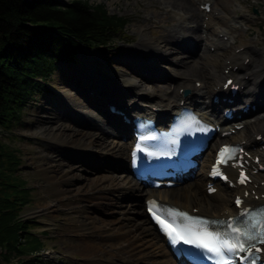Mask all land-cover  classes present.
I'll list each match as a JSON object with an SVG mask.
<instances>
[{
	"label": "bare ground",
	"instance_id": "obj_1",
	"mask_svg": "<svg viewBox=\"0 0 264 264\" xmlns=\"http://www.w3.org/2000/svg\"><path fill=\"white\" fill-rule=\"evenodd\" d=\"M139 1L146 6H156L160 0ZM163 1L167 2L168 7L182 13L180 16L184 17L185 22L190 20V22L198 23L196 28L187 27L179 31L159 30L160 27L155 29L159 33L158 39H161L156 46L157 49L162 50L163 54L166 53L167 56L169 53L173 54V51L187 54L186 58L173 59L175 65L169 63L168 68L174 70L173 89L167 92L168 88H172L170 86L172 84H154V88L149 90L143 86V81L137 82L132 78L124 77L128 85L126 88H118V91L117 88L110 89V80L107 77L99 78L97 83L92 81L96 92L100 94L99 97L89 95L84 84L81 85L80 91L90 105H96L101 114L107 118L108 123L115 127V131H109L97 118L92 119L87 116L89 115L87 110H82L80 114L84 128H78L71 122H60L61 116L57 111L52 110L50 117L39 120V129L31 133L36 136H46L64 151L81 150L90 160L111 161L110 165H104L102 170L95 166L92 173L86 172L84 164L73 165L63 160H56L48 168L50 169L49 178L55 185V198L49 202L40 203L38 211L53 214L60 209V205H64V201L68 198L98 197V201L81 205L87 212L86 219L77 226L79 228L75 229L79 237L78 241L66 248L70 254H77L80 257L78 264H186L173 256L165 244V238L151 223L146 206L145 204L142 206L141 203L144 197L147 200L158 198L189 210L198 209L199 213L211 216L236 213L237 209L229 195H243L245 190L249 191L247 196L249 201L257 204L264 202L262 197L264 171L254 174L253 182L247 187L218 185L219 190L215 194L208 193V168L214 157L213 151L218 142L227 140V138L221 139L220 134L211 147L204 151L199 171L197 173L191 171L184 177L175 179L177 184L173 187H152L132 176L130 171L132 127L124 121L122 115L111 112L107 105L112 103L121 105L128 115L142 113L144 115L158 114L163 117L166 113L179 109V101L184 98L193 108L201 113L203 111L205 117L207 109L213 108V116L220 121L223 117L218 113V108L227 101L220 99L215 103L213 98L214 96L232 97L231 91L223 89L222 86L226 78L233 77L234 81L242 86L237 97L241 100L237 104L238 107L246 103L256 104L257 108H260V105L264 106V51L253 46L256 41L247 40L239 44L235 41V46L231 49L232 39L236 38L240 28L237 23L239 14L235 15L237 11L229 9L231 0H222L221 8L216 9L220 11L208 19L204 17L203 25H199L203 17L202 11L192 0ZM203 1L202 4L205 5L210 0ZM204 24L215 34V37L208 38L206 41L209 44L208 50L204 49V37L199 31L200 26L204 27ZM153 40L145 36L136 46L138 50L154 48ZM227 45L231 53L226 52L224 61H215L213 56ZM211 47L214 48L213 52ZM200 51H203V54L197 62L195 57ZM247 58L249 60L246 62ZM129 59L134 61L135 55ZM189 59L195 63L196 69L192 74L182 70L183 66H189ZM207 66L208 71L205 72L202 67ZM227 69L228 73L225 72ZM79 74L80 79L88 80L91 84L85 72L79 71ZM143 76L145 80L155 79L151 75ZM200 81H204V86L197 88V83ZM181 88H189V93L186 96L184 92L180 93ZM157 89L165 90V92L159 93ZM201 98H210L204 110L200 109L202 103L198 99ZM80 104V108H87L84 102L81 101ZM62 106L68 108L67 103H62ZM233 106L227 105V107ZM155 108H159L160 111L157 113ZM260 114L263 116L257 117L253 122L246 115L229 123L230 130L234 128L235 123H243L244 127L236 130L228 139L244 142L249 152L260 156L264 164V108H261ZM258 136H261L262 142L256 139ZM252 165L257 166L255 162ZM256 196L259 198L256 199ZM93 206L100 207L102 214L92 211ZM45 221L46 226L51 224V220Z\"/></svg>",
	"mask_w": 264,
	"mask_h": 264
},
{
	"label": "rangeland",
	"instance_id": "obj_2",
	"mask_svg": "<svg viewBox=\"0 0 264 264\" xmlns=\"http://www.w3.org/2000/svg\"><path fill=\"white\" fill-rule=\"evenodd\" d=\"M62 1L69 2V0ZM89 1L93 4L103 3L109 13L128 18L130 22L124 33L117 34L106 48L95 47L80 51L76 62L59 63L58 70L49 82L51 90L38 97L24 110L21 119L14 124L10 131H0V138L3 141L20 150L22 158L21 175L26 179L27 186L31 190V200L23 207L22 214L32 223V230L42 234L44 255L51 259L53 264H78L80 262V257L77 254H70L66 251V248L71 243L78 241L79 237L76 235L75 229L79 228L77 226L86 219L87 212L81 205L98 201V197L68 198L64 201V205H60V209L53 214L38 211L40 203L49 202L55 198V185L49 178V166L56 160H63L73 165L84 164L86 172L92 173L95 166L102 170L103 166L110 165L111 161L90 160L81 150L64 151L63 148L58 147L56 142L49 140L46 136H36L31 133L39 129V120H46L50 117L52 110L57 111L58 115L61 116L60 122H71L78 128H84L81 124L80 114L82 110H87L89 113L87 116L92 119L97 118L101 125L109 131H115V127L108 123L107 118L101 114L96 105H90L89 101L83 96L80 91L81 85H85V90L89 95L99 97L100 94L96 92L97 90L92 85V81L97 83L99 78L107 77L110 80V89L117 88L116 90L119 91L118 88H126L128 85L124 81V77H126L137 82L143 81V86L149 90L154 88V84H172L170 85L172 88L167 89V92H170L174 87L172 79L174 70L168 68L169 63L175 65L173 59L186 58L187 54L180 51H173V54L169 53L167 56L166 53L163 54L162 50L157 49L156 46L161 39H158L159 33L155 29L160 27L159 30L170 32L198 26V23L190 22V20L185 22L184 17L180 16L182 13L168 7L167 2H162V0L156 6H146L139 0ZM192 1L202 11L203 17L200 19L199 25H203L204 17L208 19L219 12L220 10L216 9H220L222 3V0H210L211 11H206L202 4L203 0ZM229 9L237 11L235 15L239 14L237 23L240 25L236 38L232 39L233 46L231 49L234 48L235 41H237L236 44H239L241 41L247 40L256 41L253 46L264 51V0H231ZM254 9H257V12ZM205 26V24L204 27L200 26L199 31L204 37V49L208 50L209 44L206 41L208 38L215 37V34L214 31L207 29ZM145 36L154 39V48L138 50L136 44ZM231 49L227 45V47L221 48L213 58L215 61H224V57L227 56L226 52L231 53ZM211 50L213 52L214 48L211 47ZM202 54L203 51L196 54L195 60L197 62L200 61ZM134 55V61H130L129 57ZM132 64H136V66H131ZM194 64V61L189 59V66H183L182 70L192 74L196 69ZM174 67L177 68V66ZM202 68L205 72L208 71V66ZM79 71H83L88 75L91 84L88 83V80L83 81L82 78H79ZM144 74L151 75L155 79L145 80ZM203 86L204 81L197 83V88ZM185 89L189 88L179 89L180 93L184 92ZM133 90L136 91V89ZM156 91L159 93L165 92V90L160 89ZM198 100L202 103L201 106L207 108V102L210 101V98ZM81 101L87 105V108H80ZM62 103H67L68 108H63ZM117 105L116 107L120 108ZM107 107L109 108L108 105ZM261 108L263 109L264 106L260 105V108H256L247 115L251 122L257 117L263 116L260 114ZM128 130L130 131L129 128ZM199 169L200 167L194 169L193 173H197ZM229 198L233 202L231 194ZM141 203L142 206L145 204V197L141 199ZM91 210L102 214L100 207L93 206ZM46 219L51 220L49 226H46Z\"/></svg>",
	"mask_w": 264,
	"mask_h": 264
},
{
	"label": "trees",
	"instance_id": "obj_3",
	"mask_svg": "<svg viewBox=\"0 0 264 264\" xmlns=\"http://www.w3.org/2000/svg\"><path fill=\"white\" fill-rule=\"evenodd\" d=\"M130 20L89 0H0V131L51 90L59 63L84 49L106 48ZM20 150L0 138V264H53L41 233L22 216L31 190Z\"/></svg>",
	"mask_w": 264,
	"mask_h": 264
},
{
	"label": "snow or ice",
	"instance_id": "obj_4",
	"mask_svg": "<svg viewBox=\"0 0 264 264\" xmlns=\"http://www.w3.org/2000/svg\"><path fill=\"white\" fill-rule=\"evenodd\" d=\"M231 152L232 150L229 148L223 149L220 153V162L226 163L227 159L231 158ZM215 174H219V172L217 171ZM244 179L242 176V183ZM149 211L156 221L161 224L173 244L182 241L184 244L204 249L208 253L214 254L217 258V264H234V261L226 253L234 255L239 252H250V247L246 248V243L248 242L259 241L264 243V221L256 219L257 214L253 215L256 223L243 232H241L240 228H231V225H229L231 232L235 233L234 236H230L228 232L210 231L207 221L194 219L187 213L177 212L172 209H164L162 212L155 201L151 202ZM163 215L170 217L171 223L163 219ZM258 215L264 216V213ZM257 227L259 230L254 231ZM252 264H255L254 260Z\"/></svg>",
	"mask_w": 264,
	"mask_h": 264
}]
</instances>
